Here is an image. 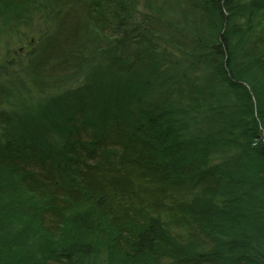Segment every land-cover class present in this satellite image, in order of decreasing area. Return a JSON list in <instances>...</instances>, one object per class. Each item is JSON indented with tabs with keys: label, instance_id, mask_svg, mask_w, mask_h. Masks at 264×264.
I'll return each mask as SVG.
<instances>
[{
	"label": "trees",
	"instance_id": "trees-1",
	"mask_svg": "<svg viewBox=\"0 0 264 264\" xmlns=\"http://www.w3.org/2000/svg\"><path fill=\"white\" fill-rule=\"evenodd\" d=\"M23 37L0 60V264H264V0H0L1 41Z\"/></svg>",
	"mask_w": 264,
	"mask_h": 264
},
{
	"label": "rangeland",
	"instance_id": "rangeland-1",
	"mask_svg": "<svg viewBox=\"0 0 264 264\" xmlns=\"http://www.w3.org/2000/svg\"><path fill=\"white\" fill-rule=\"evenodd\" d=\"M32 35H37V33L34 32L33 34H30V37ZM4 39L5 38H3L2 41L0 39V60L4 59V57L5 58L12 57V56L15 57V56H18V54L23 55V54L27 53L28 50L31 48V46H30L32 44L31 40H24V37L22 38L23 40H21L20 42H17V43H14L12 40H10L7 45L4 44V43H6V41ZM255 118L257 119L256 116H255ZM0 175H1V173H0ZM0 179H1V176H0ZM11 179L8 181L7 185L3 186V187H6V188H7V186L10 187V190H9V192L11 193L10 196L12 197V199H14V201H15L14 204L17 205V206H15V209L17 210V212H20L19 219H21V216L26 217L22 214L30 215L31 216L30 219H31L33 212H34V207L36 205V201H38V200H36L37 197L28 193L24 189L23 185L18 184L17 181H15V180L12 181ZM0 189H1V186H0ZM1 191H3V190H1ZM6 191H4V192H6ZM33 223H34L33 218L30 221H27V228H26L27 232H33L32 228H31ZM17 228H21V227L18 225ZM34 231H35V227H34ZM0 240L3 242V240L1 238H0ZM11 247L16 248L15 252H17V250L20 248V246L17 244H11ZM40 248L42 249L43 246L40 245ZM13 251L14 250L12 248L10 249V247H9V249L3 250V246L1 244L0 245V258H2L3 260L6 259L7 257L10 258V255L13 253ZM19 255L23 256V258L21 256V260H23L24 262L27 261V259H31L29 252H25L23 250H20ZM28 261L31 264L33 263V260H28Z\"/></svg>",
	"mask_w": 264,
	"mask_h": 264
},
{
	"label": "bare ground",
	"instance_id": "bare-ground-1",
	"mask_svg": "<svg viewBox=\"0 0 264 264\" xmlns=\"http://www.w3.org/2000/svg\"><path fill=\"white\" fill-rule=\"evenodd\" d=\"M226 57H227V53L225 52V59H226ZM226 62V61H225ZM253 102H254V104H255V100L253 99ZM255 115H256V113H255ZM257 128L255 129V130H257L258 128V132H257V134L255 135L256 137L254 138V141H253V143H259L260 145H264V133H263V131H262V128H261V126H259L260 124H259V122H257ZM264 147V146H263ZM17 224H15V226L13 227V229H11V228H5V230L6 231H15V233H19V231L17 230ZM18 235V234H17Z\"/></svg>",
	"mask_w": 264,
	"mask_h": 264
}]
</instances>
